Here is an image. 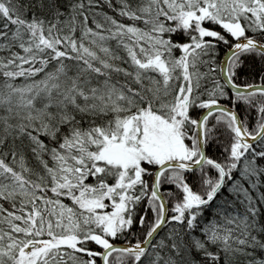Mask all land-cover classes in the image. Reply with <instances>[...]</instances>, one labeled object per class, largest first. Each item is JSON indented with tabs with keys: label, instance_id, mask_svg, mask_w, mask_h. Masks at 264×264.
<instances>
[{
	"label": "snow or ice",
	"instance_id": "snow-or-ice-1",
	"mask_svg": "<svg viewBox=\"0 0 264 264\" xmlns=\"http://www.w3.org/2000/svg\"><path fill=\"white\" fill-rule=\"evenodd\" d=\"M0 264H264V0H0Z\"/></svg>",
	"mask_w": 264,
	"mask_h": 264
},
{
	"label": "trees",
	"instance_id": "trees-1",
	"mask_svg": "<svg viewBox=\"0 0 264 264\" xmlns=\"http://www.w3.org/2000/svg\"><path fill=\"white\" fill-rule=\"evenodd\" d=\"M114 2H115V0H114ZM104 11H108V12L111 13V10L108 9L106 5L104 6ZM226 50H227L226 47H224V46L220 47L219 52H218V60H221V58H222L221 56L224 54V52ZM249 63H251V61H249ZM241 78L244 79V78H247V77H245L244 74L241 73ZM222 103H227V101L222 100ZM213 151H215V150L213 149Z\"/></svg>",
	"mask_w": 264,
	"mask_h": 264
},
{
	"label": "water",
	"instance_id": "water-1",
	"mask_svg": "<svg viewBox=\"0 0 264 264\" xmlns=\"http://www.w3.org/2000/svg\"><path fill=\"white\" fill-rule=\"evenodd\" d=\"M226 52H227V50H226V51L224 52V54L221 56V57H222L221 59H223V58H224V56H225Z\"/></svg>",
	"mask_w": 264,
	"mask_h": 264
}]
</instances>
